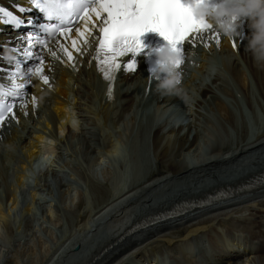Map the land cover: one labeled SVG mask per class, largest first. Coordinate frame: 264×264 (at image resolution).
<instances>
[{"label":"rangeland","instance_id":"1","mask_svg":"<svg viewBox=\"0 0 264 264\" xmlns=\"http://www.w3.org/2000/svg\"><path fill=\"white\" fill-rule=\"evenodd\" d=\"M241 24L237 28L239 35L230 40L233 50L237 49L240 42H246L247 34L241 32V27L246 25V22ZM218 38L222 43L223 36L220 34ZM212 40L217 41V38ZM210 41V36L197 39L194 48L199 42L200 45L192 53L194 55H190L194 62L187 61L184 65L188 66L187 70L181 68L184 72L183 87L191 96L187 104L178 96L160 95L156 91V78L150 83L148 79L145 89L141 86L143 90L134 93L131 102L120 96L119 86L123 83L120 77H117L120 78L118 81L102 86L96 78L90 77L89 73L83 74L82 82L76 81L74 95H69L72 108L75 106V98L81 104L74 108L79 110L75 113L72 123H69V131L58 132L54 152L50 157H46L48 155L42 152V155L39 154L41 156L33 161L34 164L25 162L27 147H24L25 142L20 139V134L27 133L28 125L39 130L46 129L47 132L44 121L49 117L51 108L46 103H40L38 109L31 114L12 119L4 134L0 136V204L5 212L4 219L0 220V264H81L91 257L108 237L115 234L112 227L116 224L118 229L132 217L152 211L167 202V198L201 189L226 175L228 171L245 166L247 161H250L249 164L260 161V157L264 155V147L254 148L221 167L205 166L198 171L195 167L193 172L175 177L168 171L167 166L155 157L152 133L149 134L151 124L160 120L166 121L168 117L177 114L183 115L185 119L189 118L185 115L197 102L201 85L206 81L209 83L214 76H219V81L215 85V93H212L220 100L212 102L213 106L203 116L208 118L206 127L203 128L204 135L192 149L186 151L189 156L187 160L196 163L202 160L203 155L207 153L203 147L209 133L214 136L212 149L216 148L220 140L228 145V149H233L242 140L243 143L252 142L255 145L260 142L264 146V77L261 73L256 75L254 71L257 65H261L257 62L250 64L230 49L220 47L216 41ZM82 63L83 59L77 61L75 68L72 67L73 71L79 74L77 68H80ZM213 65L216 67L214 73L210 71ZM241 68L245 70L243 76L247 78L248 91L237 75L241 73L238 71ZM255 75L261 80L258 81ZM110 87L112 92L114 90L113 99L107 98ZM224 88L234 93V97L225 94ZM195 95L198 98L194 97ZM210 99L211 94H208L201 101L204 100L205 104ZM222 105L232 117L234 126L224 118L226 111H223ZM212 107L214 109H211ZM81 113H85L87 118L80 116ZM38 121L40 123L34 124ZM113 145L119 146L118 151L107 153L113 149ZM49 146H52L51 142L46 139L42 147ZM21 159L24 161H20ZM25 164L27 169L24 168ZM149 178H155L154 186L150 190L146 189L136 195L133 193L134 195L121 199L120 195L128 193L137 184L149 181ZM258 191L233 198L229 203L235 204L230 206L210 212L204 208L194 210L190 215L186 214L187 219L185 215L182 219L174 220L175 224L170 221L171 224L168 222L167 226L138 231L131 237L134 241L126 243L124 250L119 248L94 264H120L124 260L127 264H149L150 255L158 257L173 253L172 249L183 241L180 236L182 231L179 232V229L195 226L197 221L203 223V220L214 218L199 227L200 230L209 227L208 230L193 236L192 240L200 238V243L198 242L191 256L192 261H201L199 264H212L205 258L206 255L210 257L211 253H215L218 258L225 253V250L216 244L213 233H233L237 237H248L246 234L250 233L253 236L257 225L254 223L253 214L261 210L259 220L264 221V187ZM118 197L121 200L115 201V205L105 211L107 216H103L104 219L99 215V221L91 222L93 225L90 223V226L84 229L89 216ZM119 221L122 222L118 224ZM76 245L79 248L75 251ZM141 251L145 253V257L137 256ZM188 256L185 255L186 258ZM175 263L172 259L170 264Z\"/></svg>","mask_w":264,"mask_h":264},{"label":"bare ground","instance_id":"2","mask_svg":"<svg viewBox=\"0 0 264 264\" xmlns=\"http://www.w3.org/2000/svg\"><path fill=\"white\" fill-rule=\"evenodd\" d=\"M0 1L3 2L2 0H0ZM7 1H9V0H7ZM10 1L18 2L17 0H10ZM3 3H7V2H3ZM104 15L106 16V14H104ZM93 19L96 21L97 27L94 28L92 30L91 34L88 36V44H83V43L81 44V50L85 55L83 56L80 53L73 52V55L76 57V62L83 59V63L81 65V67L77 68V69H79V74L76 73L75 71H73V69L69 65V63L62 62V61H66L67 58L64 55V53L59 51V45L60 44H66V46H68L69 49L71 50V42L65 41L62 36H59L57 38L52 39L47 44L46 48L44 46L36 45L34 50H35V57L37 58V60L36 59L30 60L27 63L26 67H24L22 69V71L24 73L28 72L31 74V81L24 84V91L29 93V96H28L27 100H24L23 104H26V103H28V104H27V108L21 109L20 112L22 113V112L27 111L28 114H31L32 111L34 112L38 109L37 108L38 103L42 100H43V103H46L51 108L49 117L48 118L45 117L47 119L45 120L46 122L44 121V127L48 129L47 132L45 131L46 129L44 130V129L40 128L41 130H39L37 127H33L31 125H28L27 126V129H28L27 133L26 134H23V133L20 134V139L22 140V142H25L24 147L25 148L27 147L25 149V155H26L25 162L26 163H29V161H30V163H33V161L36 160V157L39 158V156L42 155V152L46 153V155H48L46 157H50L49 155H51V153L54 152V146H55L54 142L57 139V133L58 132L63 133L66 130L69 131V123H72L74 117L76 116L75 113H77V111L79 110L78 109L76 111V110H74V108L75 107L78 108L79 105L81 106L79 100L75 98L74 99L75 100V106H73V108H72V102L69 99V95H70V93H73V95H74V89H75L74 86L76 85V81H78V83H81L82 82L81 76L83 74L89 73L90 74L89 76L96 78L97 82L102 86L110 85L112 82L118 81L121 78L123 80L122 81L123 83L119 86V92L121 94L120 96L126 98L127 100H130L131 102H133V94L136 92L142 91L143 89L141 88V86L144 88V86L148 83V81H149L148 75L154 76V74H151L152 73L151 69L146 68V65H145L143 59L131 57V56H123V57L119 58V61L121 63V68L115 72V77H116L115 80L114 81L105 80L104 77L102 76L101 72L99 71L97 61L94 59L95 54L99 48V41L101 39L102 33L99 30V26L102 25L103 16L100 18L93 16ZM242 22H246V25H243L241 27V32L246 33L247 38H246V42L244 44L241 43V44L237 45V49H236L237 52H236V50L232 49L231 41L224 38V37L222 39V43H219V45H220V47L222 46V48L230 49L231 51L236 53L243 60H246L250 64H253V62H256V60L254 59L253 53L248 49V41H249L251 33L253 31L251 28V18L242 17L239 21V25ZM0 33H1L0 34V50L2 51L3 56H7V55H9V45L11 43H17L19 41V39L14 37L15 33L10 34V31H6V29L1 30ZM216 33H218V32L212 28V29L208 30L206 33L195 34L194 38H192L191 49H188V47H187L188 42H185V54H184L185 63L181 66L182 69L185 68L184 65L187 63V61L194 60L193 57H190V55L194 49V43L197 42V39H201V38H204L206 36H211L212 34H213L212 38L216 39L220 36V34H219V36L217 37L215 35ZM72 35L74 37L77 35L75 32V27L73 29ZM210 42H212V40ZM50 51H54L57 53V56L60 57L59 61L61 62V64H59V65L55 64L56 57H53L50 54ZM40 57L43 58V72L42 73L37 71V69L40 67V64H39V58ZM132 61L136 62V64H135L136 70L135 71H131L125 67L126 64H129ZM5 62H6L5 59L3 57H1L0 58V66H5ZM139 66H141V68H139ZM263 67H264V65H261V66L257 65L255 67V70H254L255 74L259 75L261 73L262 76L264 77V68ZM138 68H139V70H137ZM253 68L254 67H252V69ZM90 70H91V73H90ZM238 71L241 72V73L237 74L238 78L241 79V81L243 83V87L245 88V90L248 91L249 85H248V82L246 81L247 78L245 79V77L243 76V73L245 70L243 68H241V69H238ZM51 74H52V77H50ZM42 75H48L49 76V84L48 85L44 84L43 80L41 79ZM124 75H126L125 78L120 77L119 79H117L118 76H124ZM218 77L217 76L211 77L212 80L209 83H208V81H206L201 85V87H200L201 89L198 91L199 92V98L197 97V95L194 96V97H197L198 100L194 104V106H192L191 108L188 109L189 112L186 113V116H189V118L186 117L187 120H185V122L180 123L179 125H176L177 121L175 120L174 123H172L171 122L172 117H168L166 119V121L160 120V121H157L156 123H152L151 126L149 125L150 126L149 127V134L152 133L151 138H152L153 151H154L155 157H157L159 159V161L164 163L167 166L168 171H170L172 174H174L175 177H176V175L182 176L183 174L193 172L195 170V167H197V171H198V169L203 168L205 166L212 167V168L213 167L215 168L216 166L221 167V166L227 164L226 162L233 161L238 156H241V155L243 156V154L253 150L254 148L264 147L260 142L258 145L257 144L255 145L252 142L243 143L244 140H242L233 149H228L227 148L228 145H226V143H224L223 141L220 140V142L217 144L216 148L212 149L213 147H211V143L214 139L213 133L212 134L209 133L208 135L206 133L207 136L205 138V145L203 148L206 150L207 155L206 154L203 155L202 160L199 158V160H201V161L198 163L193 162L191 160H187V159H189V156L187 155L186 151L192 149L199 142V138H201V136L204 135L203 128L206 127L205 123H207L206 122L207 117H203V116L206 115L207 112H209V108L211 106H213L212 102H216V101L220 100L219 97H217L213 94V93H215V89H217L215 85L219 81V80L217 81ZM256 79L258 81L261 80L259 78V76H256ZM133 83H135V84H133ZM262 85H263L262 86V93L264 95V84H262ZM227 90H228L227 88H224L223 89L224 93L234 97V93H232V92L230 93ZM208 94H211L212 99H210L209 101L207 100V103L203 104L204 100H203V102L201 100L203 97H207ZM216 95H217V93H216ZM32 97H36V103L35 104L32 101ZM128 102L129 101H127V103ZM127 103H126V105H127ZM222 106L223 107H221V108L223 109V111L224 110L226 111V108L224 107V105H222ZM211 109H214V107H212ZM80 111H79V113H80ZM94 111H95V109H94ZM17 112L18 111H15L14 113L16 114ZM20 112H19V115H21ZM96 113H97V111H96ZM85 115H86L85 113H81L80 116H82L84 118ZM202 117H203V120L205 122L202 121V119H201ZM85 118H87V117H85ZM224 118H226L228 123H230L231 125L234 126V121H233L232 117L229 115L228 111H226ZM37 123H40V121L35 122L34 124H37ZM163 124L164 125L166 124L165 125L166 127ZM24 127L26 128V126H24ZM165 128H166V130H165ZM217 128L218 127H215V129H217ZM22 131H24V130H22ZM218 133H220V132H218ZM5 134H6V132H5ZM215 137L217 138V136H215ZM46 139H48L52 145V146L47 147L49 149L42 147L43 142H45ZM262 142L264 143V138H263ZM201 147H202V145H201ZM43 148H44V150H43ZM112 148L113 149L108 150L107 153H112L114 151H118L119 146L113 145ZM197 148H198V146H197ZM23 152H24V150H23ZM146 152H148V151H146ZM39 154H41V155H39ZM196 154L199 155L200 153H196ZM186 155H187V158H186ZM142 157H144V156H142ZM147 159H149V157ZM196 160H197V158H196ZM20 161H24V160L21 159ZM23 164H24V162H23ZM22 167H24V166H22ZM24 168L27 169V165ZM226 171H228V170H226ZM228 172H233V171H228ZM25 174H26V172H25ZM22 177L24 178V176H22ZM187 177H189V176H187ZM148 180L149 181H144V183H142V184H137V185L133 186L128 191V193H126L122 196L120 195L121 199L127 198L129 195H131L133 193H135V195H136L137 193L145 192L146 189L150 190L154 186L153 184L155 183V178H149ZM215 181L217 182L216 184H213L207 188L198 189V190H196V192H190L188 194H183V195L178 194L176 196H172L170 198H167L166 199L167 202H163L162 205L157 206V210L155 212L161 211V212H158L157 214H164L165 212H167L166 210H164V208H168L170 210H173L174 212H180L179 214H175V215L169 216L167 218H162L163 215H159V217H157V218L154 216H151V215L141 216L127 229H124V230L118 232L112 238L105 241V243L97 251H95V253L91 257L84 260L83 261L84 263L82 262L81 264H94V263L98 262L99 260H102V259L104 260V258L109 256L114 251L118 250L119 248H120V250H122V249L124 250V247L127 246L126 243L130 242L131 240H132V242L134 241L131 237H132V235L134 236L135 233L138 231H145L146 229L150 230L152 228L157 229V227L159 228V227L165 226V225L167 226L168 222L171 224L170 221H173L172 223H174V222H176L174 220L182 219L185 217V215L187 213H188L187 215H190L191 214L190 212L194 211V210L198 211V209L204 208V209H207L206 211L210 212V211H213L215 209H219L220 207H227V206H230L232 204H235V203L231 204L229 202H231L233 200V198L237 197L240 194L249 193V192L250 193L259 192L258 189L260 190L261 188L264 187V164L262 166H259L256 169L246 173L245 175H243L241 177H238V178L227 177L226 179H215ZM214 195L218 196V198L216 200L213 198ZM121 199L119 197L114 198L110 203L104 204V206H102V208H100L95 214L93 213L94 215L89 216L88 217L89 219L87 218V221L85 222L84 229L87 228L88 226H90L91 222H93V221L96 222L98 220L97 217H99V215L105 213V211L108 210L112 205H115L114 204L115 201L121 200ZM169 200H171L169 202V205H166ZM201 201H203L205 203L199 204V202H201ZM214 202L220 203V204H216ZM118 203L119 202H117V204ZM119 206H121V205H119ZM248 206H250V205H248ZM3 212L4 211L2 210V206L0 204V220H1V218H2V220L4 219V213L5 212L4 213ZM259 214H261V210L256 211L253 214V217L255 220L254 223L257 224L255 227L256 231L254 232L253 236L250 233L246 234V236H248V237H244V236L243 237H237L233 233H228L225 235H223L222 233L221 234L216 233L214 235L215 242L219 247H221L225 250V253L218 258H216L218 256V254L211 253L210 257H208L206 255L205 258L207 260H209L212 264H264V221L259 220ZM187 215H186V219H187ZM177 217H179V218H177ZM103 219H104V217H103ZM212 219H214V218H210V219H207L205 221L203 220L202 221L203 223L197 221V223L194 224L195 226H190L187 228L179 229V232L182 231V235H180V236H181V239L183 241L181 243H179V245L176 248L172 249L173 253H167V257H169L170 259H174L177 264H184V263L185 264H188V263L189 264H199V262H201V261H192L191 260L192 251L194 250L191 246L192 238H193V236H197L201 232L208 230L209 227H205L204 229H201V230L199 229V227L204 223H209L208 220H212ZM124 220H125V218L123 219V221ZM121 222L122 221H119L118 224H120ZM174 224L172 226H174ZM230 224L232 225V223H230ZM91 225H93V223H91ZM115 226H113V227H115ZM122 226H123V224H121V227ZM168 226L170 227V225H168ZM148 232L152 233L150 231H148ZM199 239L200 238L195 239L196 244H198ZM165 240H167L166 242L168 244L170 243V241H168V239H165ZM230 240H232V242ZM139 255H141V257L146 256L145 253H143V251H141L137 256H139ZM185 255H189L188 258H186ZM157 260H158V257H156L154 255H150L149 264L150 263L156 264ZM124 261L121 262L120 264H127ZM143 261L148 262L147 260H143ZM141 263H142V261H141ZM130 264H132V263H130Z\"/></svg>","mask_w":264,"mask_h":264},{"label":"snow or ice","instance_id":"3","mask_svg":"<svg viewBox=\"0 0 264 264\" xmlns=\"http://www.w3.org/2000/svg\"><path fill=\"white\" fill-rule=\"evenodd\" d=\"M200 2L202 0H192L191 3L185 0H32L34 6L50 20L58 19V23L51 27L43 26L42 31L59 33L65 41L71 42V50L66 44H60L59 51L67 58L62 62L69 63L74 68L76 57L73 52L83 54L81 44H88V36L97 27L93 16L97 18L103 16L102 25L99 26L102 38L94 59L104 79L108 81L115 80V72L121 68L120 57L129 53L139 55L146 47L140 39L144 32H159L183 55L185 54V42H188L187 47L191 49L193 34L206 33L212 29L206 20L192 13V6ZM0 13L10 17L11 19L4 22L12 23L14 27L25 23L23 19L3 8H0ZM74 27L77 34L75 37L72 35ZM215 35L218 37L219 33ZM38 42L45 48L47 47L44 41ZM216 42L220 43L219 39ZM233 46H236L235 43ZM50 54L60 59L56 52L50 51ZM25 56L36 59L30 52L25 53ZM39 64L37 71L42 73V57L39 58ZM135 64L136 62L132 61L125 67L135 71ZM151 72L154 74L155 69L152 68ZM7 76L11 77L7 80V84L10 85L7 87L9 91L0 92V125L5 122L7 114L15 115L14 104L6 101L25 95L26 92L20 90L24 88L25 83L31 81V74L28 72L24 73V80L21 83L13 82L17 76L16 72L8 71ZM41 79L44 84H49L48 75H42ZM108 98H114L111 87ZM32 101L35 104L36 97H32ZM24 107L26 109L27 105L25 104ZM24 114L27 115V111Z\"/></svg>","mask_w":264,"mask_h":264},{"label":"clouds","instance_id":"4","mask_svg":"<svg viewBox=\"0 0 264 264\" xmlns=\"http://www.w3.org/2000/svg\"><path fill=\"white\" fill-rule=\"evenodd\" d=\"M192 13L203 18L224 38L232 40L239 32V21L242 17L251 18L252 33L248 41V49L254 59L264 65V0H223L214 4L212 0H202L192 6ZM158 61L155 69L156 91L162 95H175L185 104L191 99L190 93L183 87L184 72L181 66L185 63L184 55L171 44L155 50ZM213 73L216 67L210 68ZM9 89L0 85V92Z\"/></svg>","mask_w":264,"mask_h":264}]
</instances>
